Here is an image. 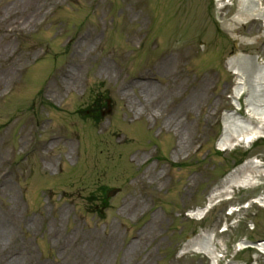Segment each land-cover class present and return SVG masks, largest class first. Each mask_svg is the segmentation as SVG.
Masks as SVG:
<instances>
[{"label": "rangeland", "instance_id": "374dc122", "mask_svg": "<svg viewBox=\"0 0 264 264\" xmlns=\"http://www.w3.org/2000/svg\"><path fill=\"white\" fill-rule=\"evenodd\" d=\"M52 1L0 0V264H226L246 234L264 241V210L249 216L264 197V126L228 150L218 142L239 136L235 120L259 126L249 95L241 113L231 105L227 60L264 66V18L248 17L264 0H61L42 17ZM137 75H152L159 95L142 97ZM93 96L111 101L98 124L79 113ZM229 175L213 208L193 213ZM102 187L120 192L103 205ZM112 227L119 244L94 255L102 242L88 234ZM233 263L264 254L249 248Z\"/></svg>", "mask_w": 264, "mask_h": 264}, {"label": "bare ground", "instance_id": "6f19581e", "mask_svg": "<svg viewBox=\"0 0 264 264\" xmlns=\"http://www.w3.org/2000/svg\"><path fill=\"white\" fill-rule=\"evenodd\" d=\"M58 1H61V0H53L52 1L53 3H51L49 5V7L42 12V17H46L50 11V8H52L54 5L59 3ZM43 5L44 4H41V7L40 6L38 7V10H37L38 14L42 11ZM261 12H264V7L261 5V3H259L254 8V11H252L248 15V17H254V18H261L262 17V18H264L263 17L264 15H262ZM16 13H17L16 10L11 9L9 15L6 16L8 21L10 18L12 19V21H10V23H9V26L12 29H15L19 26L16 22L13 21V17L16 15ZM161 60L164 62V64L167 61L172 62L173 65L175 63V58L171 59L170 56H166L165 58H162ZM253 61H255V60L252 57L246 58V57L236 55V56H232L231 58H229L227 60V63H228V67L230 68V70L233 71L232 73L236 72V74L240 78L239 85H241V86L235 87V90L237 92L236 96L238 98L241 96V92L243 93L245 91V88H246L245 84H246V80H247V84H248L247 94H249L248 104H249V111H250L248 118H250L252 120H256V123L259 126H256L254 129V128L244 126L242 124L243 121H240V120L236 121L235 120V122H237V128L242 129V131H239V133H238L239 136H233L231 134H229L227 136V134L225 133L220 140L221 149H230L233 146V141H234V143L239 142L241 136H243V135L247 134L246 136H243V138L249 139L248 137L252 136V139H256V138L260 137L262 134L261 130H259V129H260V127L264 126V68H262V67L254 68L253 67L254 65L251 66V63ZM156 66H157V64H156ZM163 71L166 73L168 72V74H169L170 72H172V69L170 68L168 71L167 68L164 67ZM69 79H70V74L66 75L65 80H69ZM152 81H153L152 75H140L139 77H137L134 80V84L140 89V95L142 97L144 96L146 98V100H148V101H149V99H151L152 93H154L155 91L156 92L158 91L157 96L159 95V89L154 86ZM240 105H241V103H240ZM228 117H230V116H228ZM166 123L167 124H165L164 126L166 128H170L171 131L172 130L175 131L176 136L179 140V144H178L176 151L181 150L182 146H181L180 142L183 139V132H184L182 130L181 121L175 122L174 118H172V119L168 120ZM229 123H233V121H230ZM133 156L135 158H137L138 153H135V155H133ZM242 171H244V174H245L246 172H249V169H247V167L242 166L237 171L236 174L239 175V173H241ZM233 177H235V175L234 176L229 175V177L223 182L222 187L219 190L218 189L215 190V192L210 195L209 203L206 205L205 209L197 210V212H195V214L200 215V216L203 215L208 209L211 208L214 198L221 195V193H227L228 191L226 188H230L231 186H233L232 185ZM244 184L247 187L251 186L250 182L247 180L245 181ZM135 199L139 200L138 197H136ZM139 201H142V200H139ZM260 205H262L264 208L263 202ZM112 230L113 231H111L110 233L107 232V233H102L100 235L98 233L97 234H88L89 236H92V237H94V236L99 237L100 241L102 242V248H100L98 251H95L93 253L94 255L100 256L101 253H103V249L115 248L116 245L119 244V240L116 242L117 231L115 230L114 227H112ZM0 233H4V231L0 230ZM0 238H1V234H0ZM201 238L208 239L210 237L206 234H201L200 239ZM191 243L192 242H189L188 244H191ZM192 244H195V243L193 242ZM128 246H127L124 253H126L127 250L129 251V253H133V250H135L136 248H139L137 243H131ZM200 249L208 257L213 255V252H212L213 248H212V250H210L211 247L200 248ZM254 249L259 250L261 252H264V241H261V242L254 244ZM113 250H116V249H113ZM128 251H127V253H128ZM104 253L106 255L108 253V251H105ZM184 253H185V251H184ZM98 259L99 258H95L90 264H97ZM103 259H104V256H103Z\"/></svg>", "mask_w": 264, "mask_h": 264}, {"label": "water", "instance_id": "95a60500", "mask_svg": "<svg viewBox=\"0 0 264 264\" xmlns=\"http://www.w3.org/2000/svg\"><path fill=\"white\" fill-rule=\"evenodd\" d=\"M112 194H114V192H112Z\"/></svg>", "mask_w": 264, "mask_h": 264}]
</instances>
